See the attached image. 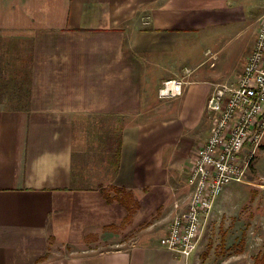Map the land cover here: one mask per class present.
<instances>
[{"label": "crops", "instance_id": "0c3cea01", "mask_svg": "<svg viewBox=\"0 0 264 264\" xmlns=\"http://www.w3.org/2000/svg\"><path fill=\"white\" fill-rule=\"evenodd\" d=\"M263 11L264 0H0V41L28 47L24 103L0 102V264H250L211 239L228 194L189 257L160 239L190 200L207 99L236 84ZM231 29L235 63L207 79L194 44L212 52ZM169 78L184 81L177 103L157 93ZM102 188L129 192L133 214Z\"/></svg>", "mask_w": 264, "mask_h": 264}, {"label": "built area", "instance_id": "2783aa9c", "mask_svg": "<svg viewBox=\"0 0 264 264\" xmlns=\"http://www.w3.org/2000/svg\"><path fill=\"white\" fill-rule=\"evenodd\" d=\"M183 84L182 78L163 80L157 91L159 98L181 95ZM206 109L213 123L208 138L196 150L187 178L192 187L190 200L160 239L163 247L184 258L196 249L219 194L231 182L244 180L264 142V11L236 84L217 86Z\"/></svg>", "mask_w": 264, "mask_h": 264}, {"label": "rangeland", "instance_id": "374dc122", "mask_svg": "<svg viewBox=\"0 0 264 264\" xmlns=\"http://www.w3.org/2000/svg\"><path fill=\"white\" fill-rule=\"evenodd\" d=\"M242 39V35L237 30L231 29L229 32H223L222 35L217 36V45L212 52L207 51L204 53L205 50L202 51V49L207 47L203 36H199L197 44H194L198 46V53L195 57H197L196 62L202 61V64L195 71L206 73L204 77L212 81L213 79L214 81H222V77L225 76L224 73H227V71H223L235 63L237 45L242 42ZM199 46H202V48ZM27 48V44L16 40L12 41L11 38L0 41V102L11 104V98L15 95V103H24L27 97V92L23 90L28 78ZM233 50L236 51L235 58L233 60V55H231L228 64L226 58ZM214 51L217 52L214 53ZM193 58L180 60L181 68L186 66V68L194 69L196 62L193 61ZM161 100L164 103L170 101L171 103H177L178 99ZM203 124L204 122L201 126ZM122 125L125 124L117 125V131ZM206 126L207 119L203 128ZM263 178L264 142L253 156L244 180L242 182H231L224 187L220 195L225 196L228 194L227 201L218 205V208L221 207V211L210 220L211 239H214V243H219L220 238H224V240L225 237L226 239L229 238L228 243H232L234 245L232 248L236 249H233L231 253H241L243 259L250 264L253 263V259L257 254L264 253V218H259V215L264 216ZM134 236V232H131L121 236V240L131 242L134 240Z\"/></svg>", "mask_w": 264, "mask_h": 264}, {"label": "trees", "instance_id": "16d2710c", "mask_svg": "<svg viewBox=\"0 0 264 264\" xmlns=\"http://www.w3.org/2000/svg\"><path fill=\"white\" fill-rule=\"evenodd\" d=\"M114 190H115V194L112 196L109 195L108 192L103 188L101 189V192L104 198L106 199V201H111L112 199L119 200L126 207L128 211V215L130 217L137 206L136 201L133 199L132 195L129 192H125L123 189L120 188H114ZM123 197H125L128 201H124ZM252 264H264V253H262L261 255L257 254L254 257Z\"/></svg>", "mask_w": 264, "mask_h": 264}]
</instances>
